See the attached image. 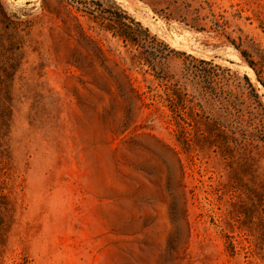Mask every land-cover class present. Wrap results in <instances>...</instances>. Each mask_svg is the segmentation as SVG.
I'll return each instance as SVG.
<instances>
[{"label": "rangeland", "instance_id": "1", "mask_svg": "<svg viewBox=\"0 0 264 264\" xmlns=\"http://www.w3.org/2000/svg\"><path fill=\"white\" fill-rule=\"evenodd\" d=\"M68 1L0 0V264H264V0Z\"/></svg>", "mask_w": 264, "mask_h": 264}, {"label": "trees", "instance_id": "2", "mask_svg": "<svg viewBox=\"0 0 264 264\" xmlns=\"http://www.w3.org/2000/svg\"><path fill=\"white\" fill-rule=\"evenodd\" d=\"M93 6L96 7L95 10H92L91 5L88 3V0H69L68 3L76 7V9L82 10L88 16L92 17L95 22H97L102 29L113 34L114 37L122 40L123 42L130 43L133 46H136L141 50V54L146 57H157L158 59L168 58L173 51H170L168 46H165L164 52L158 53L155 52L154 47L158 45H163L158 39L153 36L149 29L145 28L140 22L131 17L127 12L123 11L119 7L104 8V6L99 1L91 0ZM185 56V54H182ZM192 61L204 65L212 66L211 63L205 61H197L195 58L188 56ZM218 67H210V70L207 72L203 69H200L196 66L187 67V71H191L195 76L201 78H209V90L216 91L214 88V74L217 71ZM245 87L247 90H250L259 98L256 93V89L251 83L248 77L244 78ZM259 82L264 86L259 78ZM210 93V92H209Z\"/></svg>", "mask_w": 264, "mask_h": 264}]
</instances>
